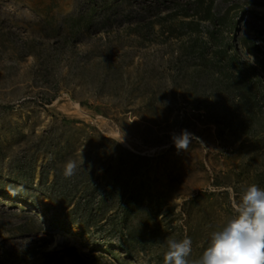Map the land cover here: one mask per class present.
Segmentation results:
<instances>
[{
	"label": "rangeland",
	"instance_id": "374dc122",
	"mask_svg": "<svg viewBox=\"0 0 264 264\" xmlns=\"http://www.w3.org/2000/svg\"><path fill=\"white\" fill-rule=\"evenodd\" d=\"M253 183L264 0H0V264L196 259Z\"/></svg>",
	"mask_w": 264,
	"mask_h": 264
},
{
	"label": "clouds",
	"instance_id": "9594fccd",
	"mask_svg": "<svg viewBox=\"0 0 264 264\" xmlns=\"http://www.w3.org/2000/svg\"><path fill=\"white\" fill-rule=\"evenodd\" d=\"M171 139L177 151H187L193 139L200 142L187 129L173 132ZM77 167L75 161L67 160L64 176H73ZM165 243L163 264H264V188L254 183L241 186L232 214L211 231L209 245L199 258L189 259L192 240L187 235Z\"/></svg>",
	"mask_w": 264,
	"mask_h": 264
}]
</instances>
